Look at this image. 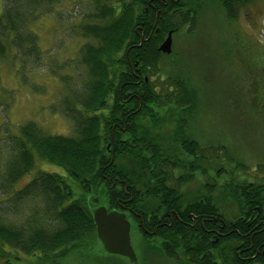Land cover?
I'll use <instances>...</instances> for the list:
<instances>
[{"label": "trees", "instance_id": "1", "mask_svg": "<svg viewBox=\"0 0 264 264\" xmlns=\"http://www.w3.org/2000/svg\"><path fill=\"white\" fill-rule=\"evenodd\" d=\"M253 1L4 0L0 61L11 49L38 59L39 29L49 18L62 21L64 10L76 11L79 5L92 10L87 21L73 26L81 39L89 40L80 49L88 79L65 104L75 136L45 135L28 122L19 128V136L11 137L10 149H1V197L15 191L10 206L0 207L3 264L21 261L22 255L62 260L95 242L92 196L105 198L109 209L142 215L141 237L157 257L175 264H264V182L234 175L223 180L227 166L237 162L230 147L200 140L197 134L200 112L212 99L181 72L174 48L170 55L159 50L170 31L174 40L195 34L191 27L199 24L208 5L217 2L234 18L236 7ZM71 3L73 9L68 8ZM165 59L170 60L163 73ZM253 69L258 74L253 109L264 118V70ZM167 122L169 131L160 133ZM37 158L64 173L42 172L15 190L32 173ZM198 177L202 186L187 197L182 187ZM216 190L223 204L215 205ZM26 204L28 218L5 221V214L21 215ZM229 204L235 207L232 217ZM170 215L174 223L168 229ZM215 223L213 245L210 230Z\"/></svg>", "mask_w": 264, "mask_h": 264}, {"label": "rangeland", "instance_id": "2", "mask_svg": "<svg viewBox=\"0 0 264 264\" xmlns=\"http://www.w3.org/2000/svg\"><path fill=\"white\" fill-rule=\"evenodd\" d=\"M3 7L4 0H0V16ZM72 7L74 3L68 4V8ZM90 9L87 6L83 11V6L79 5L76 11L64 10L62 21L49 18L39 29L41 54L38 59L18 56L11 49L9 56L0 61V152L6 146L10 149L11 137L19 136V128L28 122L36 123L45 135L75 136L74 121L65 104L69 96L82 90L88 79L80 49L89 40L81 39L73 26L84 19L87 21ZM233 14L234 18H229L217 2L210 7L208 5L200 14L199 24L191 27L190 33L195 34L178 35L173 48L181 72L192 76L194 84L201 88L203 94L208 92L212 99L199 115L197 134L200 140L213 139L226 144L237 160L227 166L228 173L223 180L234 175L241 180L264 182V118L253 109L256 102L253 83L258 75L253 67L264 70V0L238 6ZM169 60L164 61L163 73H166ZM154 79L157 83L158 79ZM229 79L233 81L231 86ZM170 126V123H165L159 132H168ZM8 157L7 153L6 161ZM125 163L129 164V161L125 160ZM42 172L64 173L62 168L37 158L32 173L16 184L15 190H20ZM203 182L198 177L184 186L182 192L189 197ZM14 192L5 197L0 193V207L10 206ZM213 196L215 205L223 204L218 190ZM104 199H100L99 206L108 208ZM90 202L93 208L97 206L92 199ZM26 205L21 215L5 214V221L20 223L28 218ZM228 206V215L232 217L235 207ZM131 237L139 264H175L174 260L150 254L149 246L134 226ZM3 262L0 260V264ZM14 264L131 263L126 258L105 253L96 239L62 260L42 254L22 255V260Z\"/></svg>", "mask_w": 264, "mask_h": 264}, {"label": "water", "instance_id": "3", "mask_svg": "<svg viewBox=\"0 0 264 264\" xmlns=\"http://www.w3.org/2000/svg\"><path fill=\"white\" fill-rule=\"evenodd\" d=\"M172 35L173 32H170L159 47V50L164 54L170 55L173 52ZM91 199L98 206L91 208V214L102 250L107 254L126 258L131 264H139L137 253L132 245V224L127 214L118 209L99 206L100 199L98 197L92 196Z\"/></svg>", "mask_w": 264, "mask_h": 264}, {"label": "flooded vegetation", "instance_id": "4", "mask_svg": "<svg viewBox=\"0 0 264 264\" xmlns=\"http://www.w3.org/2000/svg\"><path fill=\"white\" fill-rule=\"evenodd\" d=\"M157 19H158V15H157ZM158 21V20H157ZM157 23V22H156ZM156 31H159V29L158 30H156ZM170 32H173V31H170ZM170 32H168V34H167V36L165 37V39H164V41L167 39V37H168V35H169V33ZM143 34H145V32H142ZM154 32L152 31L151 32V35L153 34ZM172 37H173V46H174V32H173V35H172ZM163 41V42H164ZM162 42V43H163ZM161 43V44H162ZM183 188V187H182ZM181 192H182V189H181ZM183 193V192H182ZM96 207H98V206H96ZM95 207V208H96ZM216 207V206H215ZM184 209H185V203H184V205H183V208H182V212L184 211ZM181 212V213H182ZM126 213V212H125ZM127 214V213H126ZM130 215V216H129ZM131 215H133V216H135V218H137V220L138 221H140L141 223H139L138 221H132V216ZM127 217H128V219L130 220V222H131V224H132V226H134V230H136V231H138V233L141 235V232H142V230L144 229L143 228V223H144V219H143V217H142V215L141 216H139V214H137V213H134V212H131V213H128L127 214ZM179 215H177V219L178 220H180L179 218ZM214 222H216V220H217V217H214ZM159 221H161V219H159ZM181 221V220H180ZM174 223V217L172 216V215H170L169 216V219H168V221H166L165 220V225L167 226V228L169 229V228H171V226H172V224ZM232 224V223H231ZM227 225V222H224V225H223V228L225 227ZM217 226H216V223H215V228H213L212 230H210V233H212L213 235V238H215L213 241H212V243H213V245H215V244H217V228H216ZM149 234H153L152 232H149ZM168 239V238H167ZM213 252V255L215 256V251H210V253H212ZM178 255H179V257L181 256V253H178ZM181 258V257H180Z\"/></svg>", "mask_w": 264, "mask_h": 264}, {"label": "bare ground", "instance_id": "5", "mask_svg": "<svg viewBox=\"0 0 264 264\" xmlns=\"http://www.w3.org/2000/svg\"><path fill=\"white\" fill-rule=\"evenodd\" d=\"M91 87V86H90Z\"/></svg>", "mask_w": 264, "mask_h": 264}]
</instances>
